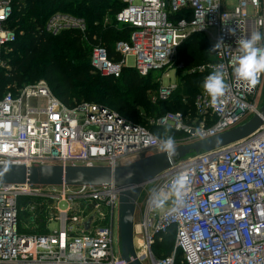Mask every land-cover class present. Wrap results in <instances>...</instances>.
<instances>
[{
    "label": "built area",
    "instance_id": "built-area-1",
    "mask_svg": "<svg viewBox=\"0 0 264 264\" xmlns=\"http://www.w3.org/2000/svg\"><path fill=\"white\" fill-rule=\"evenodd\" d=\"M120 25L131 28L129 41L116 43L117 61L101 43L94 45L91 65L103 76L120 77L133 56L142 77L160 72L157 89L169 98L179 83L163 84L171 70L205 77L224 72L229 91L211 106L201 86L195 99L196 115L166 112L134 124L118 112L95 102L66 106L45 80L8 91L0 98V264H128L119 236L120 194L141 187L136 200L134 244L143 264H264V124L250 136L228 146L189 155L173 169L151 180L127 186L116 184L40 185L4 178V166L116 167L130 158L160 152L159 135L152 127L182 133L176 146L206 139L248 121L259 112L262 75L255 87L235 79L232 61L237 39L264 33V0H123ZM12 0H0V67L4 47L15 41L7 27ZM122 23V24H121ZM86 31L84 19L55 13L46 23L54 35L65 29ZM227 28H234L230 35ZM203 33L213 48L214 61L185 69L181 44ZM264 43V42H262ZM202 80V83H203ZM178 174L188 178L185 203L173 211L171 198L162 209H150L153 191H168ZM88 223V225H87ZM118 227V254L114 227ZM175 227V250L156 258L155 242ZM132 261L134 258L131 257Z\"/></svg>",
    "mask_w": 264,
    "mask_h": 264
},
{
    "label": "trees",
    "instance_id": "trees-1",
    "mask_svg": "<svg viewBox=\"0 0 264 264\" xmlns=\"http://www.w3.org/2000/svg\"><path fill=\"white\" fill-rule=\"evenodd\" d=\"M125 5L122 0H12L7 27L16 38L2 51L7 63L5 67H0V98L8 91L16 92L17 88L45 80L53 94L66 106L73 107L85 101L99 103L134 124L147 126L148 117L140 115L121 95L123 88L126 92L139 95L149 118L169 111L195 117L194 103L202 86L201 75H182L178 90L170 98L150 105L146 100L147 91L152 88L157 90L159 86L158 83L152 84L155 73L142 77L134 68L126 67L120 77H113L93 70L91 53L93 46L99 43L105 46L110 58L122 59V55L116 52V43L129 41L131 28L120 25L116 16ZM58 12L84 19L86 31L65 29L57 35L48 32L46 23ZM107 16L111 22L104 26ZM211 49L206 35L195 33L181 44L178 53L185 69H190L214 61ZM182 98L186 103L181 102ZM152 129L160 137L167 133L161 127ZM169 133L174 138L183 135L176 131ZM175 236V227L172 226L157 239L153 247L156 258L167 257L174 252ZM175 264H183L179 250Z\"/></svg>",
    "mask_w": 264,
    "mask_h": 264
},
{
    "label": "water",
    "instance_id": "water-1",
    "mask_svg": "<svg viewBox=\"0 0 264 264\" xmlns=\"http://www.w3.org/2000/svg\"><path fill=\"white\" fill-rule=\"evenodd\" d=\"M264 124V103L258 113L245 123L217 135L176 146L171 159L165 153L157 152L149 157L139 158L126 164L111 167L98 166H42L28 171L24 166H4V178L12 182H26L40 185H90L116 184L127 186L147 182L158 174L173 169L189 155L222 148L242 140ZM141 187L126 190L120 194L119 236L123 258L128 264H143L136 258L134 244L135 205ZM88 225V223H87ZM131 257L134 258L132 261Z\"/></svg>",
    "mask_w": 264,
    "mask_h": 264
},
{
    "label": "clouds",
    "instance_id": "clouds-1",
    "mask_svg": "<svg viewBox=\"0 0 264 264\" xmlns=\"http://www.w3.org/2000/svg\"><path fill=\"white\" fill-rule=\"evenodd\" d=\"M230 35L235 36L234 28H227ZM264 33L253 31L247 38L237 39L238 54L232 61V71L236 80L245 82L250 87H255L259 79L264 75ZM224 44L223 37H220L214 44L212 51L221 48ZM204 93L210 98L211 106L215 107L222 102V98L229 91V84L225 80L224 72L213 70L202 83ZM159 148L169 159L176 153V141L172 135L165 133L159 137ZM188 185V178L184 174L176 175L170 182V189L165 191H153L149 198L150 209H162L165 204L174 197L173 211L185 203L184 197Z\"/></svg>",
    "mask_w": 264,
    "mask_h": 264
},
{
    "label": "rangeland",
    "instance_id": "rangeland-1",
    "mask_svg": "<svg viewBox=\"0 0 264 264\" xmlns=\"http://www.w3.org/2000/svg\"><path fill=\"white\" fill-rule=\"evenodd\" d=\"M139 0H136V3L138 2ZM111 22V20L109 19V17L107 16L106 18H105V20H104V26L105 25H108V23H110ZM122 24V23H121ZM78 30H80L79 28H78ZM81 31V30H80ZM127 65L128 66H130V67H132L133 65H134V58H133V56H128L127 57ZM155 74L153 75V80H152V84L153 83H159V82H157V78H158V74H160V72L157 70L156 72H154ZM186 73H185V70L184 69H182V70H171V71H168L167 72V75L166 76H164V81H163V84H166V85H168L169 83H181L180 82V77L182 76V75H185ZM39 81H42V80H39ZM38 81V82H39ZM48 84V83H47ZM159 86H158V89H160V86H161V83L160 84H158ZM125 88H123L122 90L123 91H121L122 93H121V95H123V97L125 98V99H127V100H129V102H131V104L133 105V108H135L139 113H140V115H142V116H144V117H148V118H146V120H149V116L147 115V113H146V110L144 109L145 107L143 106V105H145V103L143 102V101H141L140 100V98H139V95H137V94H135V93H130V92H126L125 90H124ZM178 90V89H177ZM176 90V91H177ZM147 93H148V97H147V102L150 104V105H154L158 100H165L164 98H162L161 97V95H160V93H158V91L156 90V89H148V91H147ZM175 93V92H174ZM259 93H260V98H259V103H258V105L259 106H262L263 105V103H264V79L262 80V82H261V86H260V91H259ZM173 95V94H172ZM171 95V96H172ZM170 96V97H171ZM169 97V98H170ZM168 99V98H167ZM139 101H141V102H139ZM181 102L184 104V103H186L185 102V99L184 98H182L181 99ZM141 103V104H140ZM172 106V105H171ZM173 108V107H172ZM179 112V111H178ZM166 133V132H165ZM167 134L168 135H170V133L169 132H167ZM178 138H180V137H176V139H178ZM131 159H135V158H130L128 161H132ZM119 226V225H118ZM114 237H115V240H114V247H115V252L118 254V245H119V243H118V240H117V238H118V227H117V225H115V227H114ZM173 248V247H172ZM145 264H150V262L148 261V260H146L145 261Z\"/></svg>",
    "mask_w": 264,
    "mask_h": 264
},
{
    "label": "crops",
    "instance_id": "crops-1",
    "mask_svg": "<svg viewBox=\"0 0 264 264\" xmlns=\"http://www.w3.org/2000/svg\"><path fill=\"white\" fill-rule=\"evenodd\" d=\"M123 1V0H122ZM138 158H135L134 160H137ZM132 161H134L133 159H131ZM128 162H131V161H128ZM135 223L137 224L138 223V219L135 218Z\"/></svg>",
    "mask_w": 264,
    "mask_h": 264
}]
</instances>
